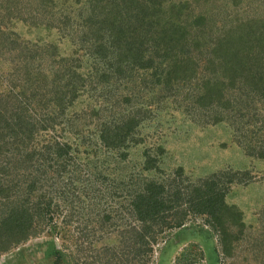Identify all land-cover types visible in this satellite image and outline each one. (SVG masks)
Returning <instances> with one entry per match:
<instances>
[{"label": "rangeland", "instance_id": "374dc122", "mask_svg": "<svg viewBox=\"0 0 264 264\" xmlns=\"http://www.w3.org/2000/svg\"><path fill=\"white\" fill-rule=\"evenodd\" d=\"M112 1L0 0V90L4 89L7 83L5 80L15 82L25 96L33 97L35 107L43 104L47 97L39 89L36 79H44L49 75V65L54 59L55 68L62 67L66 57L65 60L70 59L71 62H66V70L71 64L78 68L79 59H82V55L85 57L83 40L91 35L88 33L91 23L103 19V10ZM163 1L168 7L172 3L183 4V25L191 32L188 37L190 41L199 34L201 39L206 37L202 46L193 50L194 61L203 65L215 58V45L227 35L229 28L239 27L244 33V25L251 20L255 24L264 21V0ZM179 12L181 8L178 7L172 11L173 14ZM199 16L207 19L205 24L197 25L193 22ZM243 22L246 23L243 25ZM158 59L163 62L162 68L168 65L169 60L163 56ZM27 60L31 61L30 64H25ZM196 68L195 75L184 79V87L177 94L169 92L166 99L150 106L151 114L139 130L142 141L131 148L125 163L128 161L126 165L136 164L135 180H138V174L142 172L139 180H157L164 183L171 192L181 190L180 195L186 189L191 190L200 180L212 179V186L225 191L226 207L221 202L214 210L222 214L225 224L229 225V234L226 236L232 237V246L229 243L231 252L228 254L221 244V240H224L221 228L215 231L210 223L204 221V216L196 214L195 207L190 208L191 203L185 201L172 208L170 215H164L167 219L178 221L183 216L182 211L187 212L188 220L182 228V235L178 228L168 229L165 235L158 234V241L152 244L153 253H147L146 246L136 242L139 241L136 239L142 227L133 213L131 201L138 183L135 186L126 181L118 185L123 178L125 180L122 173L126 172L128 166L118 167L115 153L112 152L115 155L111 158L113 165H104L103 149L96 144V130L99 128L96 122L99 120L86 118L83 113L80 118H73L75 111L81 112L82 107L90 108L88 100L81 101L85 98L81 97L68 110L65 119L59 118L62 125L52 130H39L36 136V141L40 140L41 144L54 136L61 140L64 137L73 144L74 157L61 161L66 168L49 161L50 167H47L51 172L43 177L38 169L41 160L36 161L37 158L32 157L35 161L31 159L24 163L25 157L21 154L17 157L11 155L13 148L11 152L4 148L5 151L0 150V186L10 185L13 194L21 195L23 199L24 189L29 185L33 189L28 196L31 204H51V212L45 221L46 230L0 254V264H54L59 256L63 264H264V160L248 156L238 139H235L243 132L250 135L252 125L248 128L246 120L255 112L244 117V111H231L232 114H229L226 110V116L231 115L226 121L206 124L209 117L213 121L217 111L227 109L223 104L228 99L236 102L233 95L238 92L235 87L233 90L227 88L220 104L215 102L210 107L200 108L197 99L205 93V87L199 73L205 70L201 65L197 67V63ZM209 76L206 75L207 79H210ZM22 77L25 80L20 81ZM29 77L32 81L25 85ZM114 87L119 94L127 92L115 83ZM95 91L97 94L94 100H98L96 103L99 106L92 108L98 110L102 92L98 89ZM131 94L135 95L133 92ZM108 101L115 106L116 111H125L130 106L122 101L120 104L117 97ZM178 104L181 106L176 107ZM263 105V101L257 103L258 109L261 110ZM112 110L105 108L99 115L107 114L113 120ZM256 119L254 117L253 120ZM263 122L259 120L253 126L254 130ZM71 127L75 130L84 127L86 130L79 134L71 129L72 133L69 131ZM257 136L264 138V130ZM245 140V137L239 139ZM10 158L11 161L8 160ZM96 158H100V168L98 171L90 169L87 172V164ZM146 159L151 161L150 168L145 169ZM30 166L35 170V176L31 178ZM245 169H251L253 173L243 175L248 183H239L238 173ZM35 177L39 179L35 180ZM232 178L233 182L230 183ZM33 182H36L34 186ZM192 197L194 195H187L188 199ZM234 210L242 212L238 222L233 220L239 218V213L235 214ZM51 216L52 222L48 224Z\"/></svg>", "mask_w": 264, "mask_h": 264}, {"label": "trees", "instance_id": "16d2710c", "mask_svg": "<svg viewBox=\"0 0 264 264\" xmlns=\"http://www.w3.org/2000/svg\"><path fill=\"white\" fill-rule=\"evenodd\" d=\"M109 4L106 10H103V19L91 23L92 26L88 32L91 35H87L83 40V50L86 49L85 57L82 55V59H79L78 68L75 64H71L66 70V62H70V59L65 60L67 57L63 60L65 63L62 67L55 68L56 59H54V62L51 61L49 65V75L47 74L44 79H36L39 89H42L45 92L43 95L47 97V101L45 99L43 101L44 105L40 103L35 107L31 95L25 96L15 82L5 80L7 83L4 89L0 90V150L4 148L10 151L13 148L11 150L13 153L8 154L13 157L21 154L20 156L25 157V159L22 158L24 163L31 159L35 161L36 158V161L41 160L38 169L43 177L51 172L48 168L50 167L49 161L58 163V167L66 168L61 161L65 162L74 157L73 144L64 137L61 140L56 136L41 144L40 140L36 141V136L39 130H52L62 125L59 118L64 117L65 119L68 116V110L76 103V100L85 97L81 101L88 100L90 108L82 107L81 112L75 111L73 118H80L83 113L86 118L98 119L96 144L103 149L101 152L104 153V165L107 163L110 166L113 165L114 161L111 158L116 155L118 167L127 168L128 166L126 172H121L125 180L123 178L118 185L126 181L135 186L138 183L131 201L133 213L142 227L136 239L139 241L136 242L146 246L147 253H153L152 244L158 241V234L164 233L165 235L168 229L178 228L179 234L182 235V228L186 226L188 220L187 212L182 211L183 216L178 221L167 219L164 215L166 213L170 215L172 208L185 201L191 203L189 207L194 206L197 210H194L196 214L204 216V221L210 223L215 231L221 228V233L224 235H222L224 240H221V244L229 254L231 252L229 243L232 246V237L226 236L229 234V225L225 224L222 214L214 210L221 202H224L226 207L225 191L212 186V179L200 180V183L193 185L191 190L186 189L183 191L184 194L180 195L181 190L171 192L164 183L157 180H139L142 172L138 174V180H135L134 167L136 164L126 165L128 161L125 163V160H128L131 148L142 141L139 130L151 114L150 106L166 99L169 92L177 94L184 87V79L195 75L196 63L197 67L201 65L206 71L199 73L205 87V93L200 96L199 100L197 99L200 108L210 107L215 102L220 104L221 97L225 96L227 88L233 90L235 87L238 92L237 95H233L232 92L236 102L228 99L226 104H223L227 109L217 111L213 121L209 117L205 121L206 124L207 122L215 124L226 121V118L231 116H226V110L229 114L231 111H237L236 113L244 111V117L255 112L246 120L248 128L252 125L250 135L243 132L235 139H238L248 156L264 160V138L257 136L260 135L261 130H264V105L261 110L257 106V103L262 101L264 104V21L258 24L252 20L247 24L243 22V25L245 24L244 33L239 27L231 30L229 28L227 35L215 45L217 52L215 58L203 65L194 61L193 50L202 46L206 37L201 39L199 34L191 41L188 39L191 32L183 25V4L172 3L173 5L168 7L163 0H113ZM176 7L181 8V12L173 14L172 11ZM189 18H191L190 15ZM206 20L205 17L199 16L193 22L203 25ZM161 56L169 60L168 65L165 64L166 67L163 68V62L158 59ZM180 56H182L181 59ZM30 62L27 60L25 64H30ZM209 71H212V74L207 73ZM207 74L208 76L210 74V79H207ZM22 79L24 77L20 78V81ZM33 80L36 82L35 79ZM30 81H32L31 77L25 81V85ZM114 83L119 87H124L127 92L121 94L115 92ZM20 85L22 86V82ZM97 89L103 94L100 95L101 105L98 110L92 108L95 105L99 106L98 100H94ZM174 89L177 91L174 92ZM132 92L135 93L134 96ZM112 97H117L120 104L123 102L131 107H126L125 111H116L115 106L108 101L112 100ZM187 97H189L188 94ZM179 106L181 105L178 104L176 107ZM108 107L114 110H112L113 120H110L107 114L99 115ZM254 117L258 120L254 121ZM259 120L263 123L255 131L253 126ZM71 129L75 130L71 127L70 132H72ZM84 130L86 129L83 127L75 131L81 134ZM87 136L86 134L85 137ZM240 137H245L246 140L239 141ZM31 147H33L32 151L27 153ZM25 153L26 156H24ZM97 159L87 164V172L90 169L98 171L100 158L98 161ZM8 160L11 161V158ZM150 161V159L145 160V169L150 168ZM26 168L28 169L29 166ZM32 168L30 166V178L35 176L33 175L35 170ZM180 170L182 171V168ZM245 170L238 173L239 183H248L243 175L253 173L251 169ZM233 179L229 182L232 183ZM35 183L33 182L32 186ZM32 191L33 189L28 185L21 199V195L13 194V188L10 185L0 186V254L39 236L46 230L45 221L47 222L46 216L51 212V204L45 205L44 202L31 204L28 196ZM188 194L194 197L188 199ZM4 198L6 200H3ZM238 213L239 218L233 219L235 222L241 219L242 212L236 210L235 214ZM49 219L48 224H51L53 217ZM54 264H63L62 257H57Z\"/></svg>", "mask_w": 264, "mask_h": 264}]
</instances>
